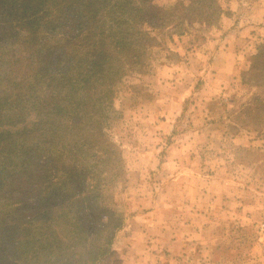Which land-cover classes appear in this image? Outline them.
Listing matches in <instances>:
<instances>
[{
    "label": "trees",
    "instance_id": "1",
    "mask_svg": "<svg viewBox=\"0 0 264 264\" xmlns=\"http://www.w3.org/2000/svg\"><path fill=\"white\" fill-rule=\"evenodd\" d=\"M156 1L0 0V264L111 255L124 165L109 115L158 35L233 15L230 0ZM240 77L229 128L260 132L264 37Z\"/></svg>",
    "mask_w": 264,
    "mask_h": 264
},
{
    "label": "rangeland",
    "instance_id": "2",
    "mask_svg": "<svg viewBox=\"0 0 264 264\" xmlns=\"http://www.w3.org/2000/svg\"><path fill=\"white\" fill-rule=\"evenodd\" d=\"M228 6L214 26L158 35L109 115L124 221L102 264H264V129L229 128L251 93L240 75L264 37V0Z\"/></svg>",
    "mask_w": 264,
    "mask_h": 264
},
{
    "label": "crops",
    "instance_id": "3",
    "mask_svg": "<svg viewBox=\"0 0 264 264\" xmlns=\"http://www.w3.org/2000/svg\"><path fill=\"white\" fill-rule=\"evenodd\" d=\"M227 49H228V47H227ZM220 52V51H219ZM215 56H217V57H215ZM216 59H220V57H219V53H216V55L214 54V60H216ZM222 62V61H221ZM223 63V62H222ZM223 65H226V63L224 64L223 63Z\"/></svg>",
    "mask_w": 264,
    "mask_h": 264
}]
</instances>
